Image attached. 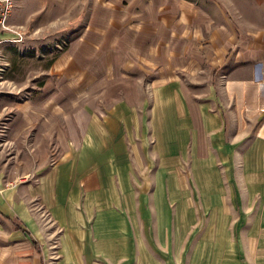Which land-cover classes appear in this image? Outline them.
<instances>
[{
    "label": "crops",
    "instance_id": "obj_1",
    "mask_svg": "<svg viewBox=\"0 0 264 264\" xmlns=\"http://www.w3.org/2000/svg\"><path fill=\"white\" fill-rule=\"evenodd\" d=\"M86 1L85 20H51L71 40L53 84L17 107L29 162L0 182V264H46L31 201L60 228L56 264H149L148 219L178 220L180 205L204 221L189 264H264V26L237 24L238 0ZM10 2V27L36 14L35 0ZM161 148L197 159L175 201L159 192ZM146 165L150 200L133 190Z\"/></svg>",
    "mask_w": 264,
    "mask_h": 264
},
{
    "label": "rangeland",
    "instance_id": "obj_2",
    "mask_svg": "<svg viewBox=\"0 0 264 264\" xmlns=\"http://www.w3.org/2000/svg\"><path fill=\"white\" fill-rule=\"evenodd\" d=\"M196 1L200 2V0ZM25 2L30 9L33 0H25ZM81 2L82 4L78 5L80 2L77 0H50V2L48 0H35L36 14L28 19L25 18V25L12 27L19 32L18 40H14V34L9 30L0 31V38L8 39L0 40L1 183L6 182V180H10L12 183L17 181L18 176L15 174L18 171L14 170L29 162L27 150L18 155L11 136L13 126L17 124V107L19 104L37 98L41 94L40 87L43 82L50 81L53 84L55 79L49 69L51 61L59 53L60 48H64L65 44L67 45V42L71 40L70 34L65 36L66 39L64 38L68 29L67 25L63 24L65 22H62V25L51 20L62 16L60 14L67 17L65 18L66 21L85 20L90 3L86 0ZM238 2L243 10L233 13L237 24L243 26L257 23L264 26V0H238ZM63 5H67L65 7L67 8L66 14ZM48 8H50V12L46 15L45 12ZM72 15L75 18H71ZM244 28L241 30H245ZM62 41L66 43L63 45ZM161 149L166 153L159 155V179L162 185L159 192L160 195L175 201L179 195L188 193L190 180L194 176L190 166L197 159L193 160L185 151H179L176 154L175 151L172 153L171 150ZM217 163H219L218 160ZM153 168L154 165L141 166V169H135L132 173L133 190L142 191V193L146 191L149 200L150 195H152ZM26 179H29L28 176ZM167 184L171 187L167 188ZM26 206L36 214L42 228L38 234L40 245L49 251L46 264H56L58 258L56 247L60 228L58 229L54 223L50 222V213L48 210L44 211L43 205L31 201ZM148 208L151 209L149 202ZM180 208L181 217L178 220L148 219L143 239L147 246L149 264H189L192 257L191 253L192 255L195 253H193L195 243L203 234L204 221L189 219L186 205H180ZM133 240L137 242L138 246L142 238L133 237ZM139 256L138 251H136L132 263L137 261ZM220 256H223V253L213 251V258L218 260ZM199 260L200 263H203L202 259H196L194 262L198 264Z\"/></svg>",
    "mask_w": 264,
    "mask_h": 264
},
{
    "label": "built area",
    "instance_id": "obj_3",
    "mask_svg": "<svg viewBox=\"0 0 264 264\" xmlns=\"http://www.w3.org/2000/svg\"><path fill=\"white\" fill-rule=\"evenodd\" d=\"M11 6L10 0H0V31L9 30L14 34V40L19 39V32L12 27H10L6 21L7 13L9 11V8ZM0 40H8L7 38L3 37L0 38Z\"/></svg>",
    "mask_w": 264,
    "mask_h": 264
},
{
    "label": "trees",
    "instance_id": "obj_4",
    "mask_svg": "<svg viewBox=\"0 0 264 264\" xmlns=\"http://www.w3.org/2000/svg\"><path fill=\"white\" fill-rule=\"evenodd\" d=\"M48 62H50V61H48ZM32 244H34V242H32Z\"/></svg>",
    "mask_w": 264,
    "mask_h": 264
}]
</instances>
